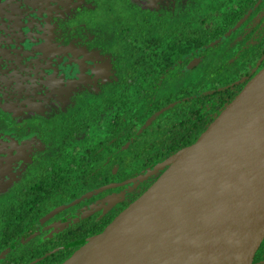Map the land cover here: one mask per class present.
<instances>
[{"label": "flooded vegetation", "instance_id": "af4514ba", "mask_svg": "<svg viewBox=\"0 0 264 264\" xmlns=\"http://www.w3.org/2000/svg\"><path fill=\"white\" fill-rule=\"evenodd\" d=\"M105 8L151 26L140 43L127 42L138 57L154 54L151 40L165 27H187L192 39L205 29L221 33L198 47L188 45L181 58L177 43H167L166 58H173L167 67L157 74L158 67L145 68L134 77L151 82L152 98L189 91L182 98L201 96L230 78L243 82L242 89L264 67V0H0V194L8 192L0 201V264L69 257L163 173L166 165L160 164L195 128V116L184 124L177 113H165L173 101L155 106L132 104L130 95L118 103L104 99L113 77L112 48L120 45L110 42L111 29L102 36ZM127 31L130 36L132 26L121 28L120 36ZM252 61L251 75L236 76ZM202 62L207 86H172ZM169 84L173 90L166 92ZM90 94H104L91 130L79 118V105ZM45 104L53 107L47 113ZM82 159L86 171L79 167ZM10 178L11 186L4 185ZM114 188L127 192L113 212L94 217L79 205Z\"/></svg>", "mask_w": 264, "mask_h": 264}, {"label": "water", "instance_id": "95a60500", "mask_svg": "<svg viewBox=\"0 0 264 264\" xmlns=\"http://www.w3.org/2000/svg\"><path fill=\"white\" fill-rule=\"evenodd\" d=\"M60 264H251L264 238V67L193 144Z\"/></svg>", "mask_w": 264, "mask_h": 264}, {"label": "trees", "instance_id": "16d2710c", "mask_svg": "<svg viewBox=\"0 0 264 264\" xmlns=\"http://www.w3.org/2000/svg\"><path fill=\"white\" fill-rule=\"evenodd\" d=\"M104 10L105 12L107 11L106 13L107 21L106 24L104 25L105 32L102 34V36L108 34L109 29H111L113 33H111L110 38L114 39V41L109 39L110 42L120 45H116L117 46L116 48H112V50H114V61H113L114 67L112 71L113 77H112V81L105 89L106 92L105 95L101 94L100 96H97L95 94H90L86 98V100L79 105V118L83 120L81 124L83 126H87L89 130L92 129L91 123L93 120V115L97 111L101 110L102 103L100 102V100L103 98V95H104V99L108 103L123 102L124 97H127L129 95L132 97V104H136V105H138L139 103L143 104V102L144 103L150 102L153 105L158 106L159 104L163 105L166 102L173 101L172 103L166 105L168 110L165 111V113L168 111H171L172 114L174 112L177 113L178 122H183L184 124L188 121V117L195 116V128L193 129V131H190L189 135L187 134L183 138L181 137V141L179 145L176 148L172 149L169 156L190 146L195 142V140L199 137V135L206 129L208 124H210L217 117V115L223 110V108L240 92L239 90L243 86V82L230 83L231 82V78H230L228 82L221 83L222 85L216 86L213 89L212 93L202 94L201 96L196 95L192 98L190 97L182 98L183 96H189V92L190 94H192V92L191 91L186 93L180 92L174 96H171L168 99L165 97V95H161V98L165 97L164 98L165 100L164 99L160 100L157 98H152V95L155 92H154V86L151 87L150 84L151 82H149L148 80L144 81L143 78L141 80L140 78H134V77L137 72L145 68L158 67L159 69L154 72V74H157L158 73L157 71L163 70V68L165 69L167 67V65L173 59L172 57H169V60H167L166 58L168 50L164 47L166 46L167 43H177V45L179 46L177 51V56L178 58H181L182 55L185 52H187V49H190L189 46H191L192 48L198 47L200 44L209 42L216 37L219 38L221 33H212L211 30L209 31L205 29V32L202 31V35H200L201 32H198L196 33L195 38L192 39L190 38L191 36L190 33L193 32H189L187 27L181 30H178L176 27L173 26L168 28L165 27V30H163L162 33L157 34L156 32L155 33L156 36L153 37V39L151 40L153 43L157 44L156 47L149 50V53L153 51L154 54H150L147 57H138L133 55L139 53L138 49H131L127 45V42L140 43L145 36L150 35L151 26L145 25L146 27H148L146 29L145 27L142 26L144 24H142L141 22H137V23L128 22L126 17L121 13L117 12L116 10L115 11L107 10L106 8ZM215 19H219V17H216ZM206 20L208 24H210V15H208ZM114 24H119V25H116L114 27ZM128 26H132V31H131L132 33L130 34V36L128 31H127V35L124 34L120 36L121 34L120 29L128 28ZM129 52L132 53L129 54ZM253 62L254 61L250 63H246L244 65V68H242L243 70L240 73L236 74V76H245L249 74L251 68L254 67L252 65ZM263 63L264 60L262 61V64ZM262 64L256 67L255 70L261 67ZM252 73H250V75ZM215 85L216 84L212 85V87H214ZM202 89L204 90V88ZM202 89L197 88L196 92ZM136 95L139 98H137ZM208 102L210 103V107L206 108L204 104ZM207 109H209L211 112L210 117H205L209 111ZM158 112H161V110H159ZM96 115L97 113L95 114V116ZM190 123H194V122L190 121ZM180 128H182V125H180ZM186 131L187 129H185L183 134H185ZM86 164L87 161H85L84 159H82V161L79 160V167L82 166L84 171L87 170V168H85ZM86 181L87 178L86 176H84V182ZM104 228L102 229L100 228L98 230V233H100ZM69 257H66L64 260H62L59 263L58 261H54V260L51 261L52 264H60ZM251 264H264V238L260 246L256 250Z\"/></svg>", "mask_w": 264, "mask_h": 264}, {"label": "rangeland", "instance_id": "374dc122", "mask_svg": "<svg viewBox=\"0 0 264 264\" xmlns=\"http://www.w3.org/2000/svg\"><path fill=\"white\" fill-rule=\"evenodd\" d=\"M204 63H208L205 62L203 60ZM203 62L198 65L197 67H195L194 69L191 70H186L184 73H182L179 77V79L177 80H173L172 82V86L176 87L177 85H182L184 83H188V82H192L195 81L197 83H201L203 85H208L209 82L206 78V69H205V65L203 64ZM205 77V78H203ZM184 78V82H177L180 79ZM209 79V78H208ZM73 84L72 82L68 83V87H71V85ZM172 86L169 84L166 87H164L163 90H165L166 92H169L173 90ZM52 105L50 104H45L42 106V111L43 113H47L52 109ZM13 182V179H8L6 181V183L4 185H10ZM6 191V189H5ZM126 189L124 188H114V189H109V190H105L103 191L101 194L97 195L96 198H94L92 201L88 202V201H84L82 203H79V205L81 204V207L85 204L89 209L92 216L94 217H99L101 215H104L108 212H113L115 211V206L118 204V202L124 198L125 194H126ZM8 192L5 193H1L0 194V201H3L6 197H7ZM88 202V203H86ZM77 205H74L72 207H69L67 209H65L63 211V213H66L70 210H73ZM46 232V231H45Z\"/></svg>", "mask_w": 264, "mask_h": 264}, {"label": "bare ground", "instance_id": "6f19581e", "mask_svg": "<svg viewBox=\"0 0 264 264\" xmlns=\"http://www.w3.org/2000/svg\"><path fill=\"white\" fill-rule=\"evenodd\" d=\"M98 250L91 253L86 259H84L80 264H92L97 256Z\"/></svg>", "mask_w": 264, "mask_h": 264}]
</instances>
